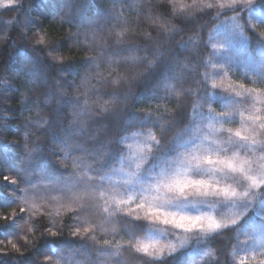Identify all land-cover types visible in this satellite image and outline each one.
I'll return each instance as SVG.
<instances>
[{
  "label": "trees",
  "instance_id": "1",
  "mask_svg": "<svg viewBox=\"0 0 264 264\" xmlns=\"http://www.w3.org/2000/svg\"><path fill=\"white\" fill-rule=\"evenodd\" d=\"M16 2V0H14ZM164 0H19L12 7L0 8V128L5 136V143L12 139H21L20 144H8L7 152L0 151V176L15 177L19 184L14 186L0 183V210L7 211L16 207L18 200L8 193L19 196L20 187L31 188L38 185L30 193L29 199L40 208V212H33V227L38 239L31 245L23 244L19 238L24 233L19 227L28 217L18 216L9 224L0 225V239H14L27 249L25 255L0 256V264H42L48 257V264H112L113 259H122V264H142L147 257L138 254L123 257H109L106 251H114L113 246L119 245L123 250L127 247L128 237L124 233H134L137 239H142L150 228L142 221L127 222L124 215L117 214L121 223L115 225L117 231H112V225L96 228L90 235L91 239H79L71 236V229L82 222L73 213L65 212L62 208L63 197L59 189L63 187L68 175L67 171L57 164L55 148H66L69 144L82 147L74 149L76 154L95 152L102 142L115 138L117 135L127 134L130 129H146L149 126L158 139L163 143L177 139L192 118V110L197 101L207 95L204 74L207 62L212 54L211 33L217 21L216 10L198 12L206 0H175V11L184 14L171 15V9L163 4ZM264 4V0H257ZM158 8L166 18H171L165 31L152 20ZM222 15V14H221ZM27 17L28 23L24 24ZM63 17L62 22L60 18ZM12 19V24L7 21ZM163 17L161 22H163ZM259 24L260 21H259ZM117 27L125 29L124 38L127 46H118L119 54L127 55L128 67L118 68L119 59L114 55L111 64L105 63L98 68L101 76L110 80L122 76L126 83L103 84L100 79H93L95 86L87 103L92 106L95 115L83 112L79 122H83L86 131L77 134L78 124L69 127L72 112L79 106L75 98H60L57 92L56 80L61 81L68 91L67 96L80 95L83 102L85 97L72 90L80 83V79L89 70L88 56L98 55L87 51L95 42L83 34L84 30L103 31L105 37L114 41L115 37H108V30ZM158 26L168 34L166 39L157 35ZM81 32L77 33V29ZM44 30L50 45L48 49L32 45L33 34ZM257 30H261L257 28ZM249 36L250 49L254 47L260 37L250 29H245ZM131 37V39H129ZM192 37V40H189ZM61 38H63L61 40ZM169 38V39H168ZM187 45L182 46L183 42ZM148 42L150 44H148ZM104 40L100 41L103 46ZM130 46H138L130 51ZM264 47V41H261ZM23 52L20 55V52ZM64 54V59H70L62 64L51 61L48 52ZM140 57H144L137 67ZM179 61V62H178ZM151 62V64H149ZM3 69H6L3 70ZM251 67L244 76H235L234 80L241 81L246 87L264 91V70ZM61 73H64L61 76ZM7 79L8 83H3ZM52 93V102L43 103L41 93ZM27 94L25 104H20L22 96ZM117 98L111 104V98ZM60 99V103L57 101ZM7 101V103L5 102ZM108 102L106 113H101L96 102ZM219 105L214 103L213 106ZM41 110L38 112V110ZM137 109L151 112L153 120L164 125L161 131L158 123L149 121ZM79 111V109H77ZM49 115V123L41 129L29 124L35 135L27 140L29 146L41 143V152L37 158L27 166L26 172L32 175L25 179L19 168L23 156L22 136L29 120L42 121ZM174 117V119H172ZM78 122V123H79ZM145 131H148L147 129ZM67 137V139H65ZM120 153V146L112 145V152L107 163L115 162ZM91 158V156H90ZM69 167L71 163L69 162ZM107 166V164L105 165ZM47 184L48 187H43ZM59 210V215L57 211ZM55 224L61 234L58 237L46 235L47 228ZM243 225L239 223L234 228L216 233L204 242V247L211 253L212 259L199 264H231L230 250L233 236ZM31 239V237H29ZM109 241L106 249H102L104 241ZM100 249V250H97ZM190 256L182 249L159 261H147V264H189Z\"/></svg>",
  "mask_w": 264,
  "mask_h": 264
},
{
  "label": "snow or ice",
  "instance_id": "2",
  "mask_svg": "<svg viewBox=\"0 0 264 264\" xmlns=\"http://www.w3.org/2000/svg\"><path fill=\"white\" fill-rule=\"evenodd\" d=\"M19 0H16L18 3ZM135 3V0H134ZM175 0H164L163 4L168 5L171 9V15L184 14L181 10L177 12L173 5ZM4 7L14 6V0H4ZM257 2L254 0H206L198 12L204 10H216L219 12L229 9L233 10L232 20L244 18L243 23H237L236 29L238 33L247 39L244 31V24L253 29L264 41V23L257 24L252 21L251 14L255 10ZM156 16L149 15L147 19L170 31L168 27L171 18H166L164 13L158 8H153ZM247 14V15H246ZM163 22H161V18ZM60 20L63 22L64 18ZM12 24V19L7 21ZM27 17L24 24L27 25ZM260 28V31H257ZM81 29H77V33ZM125 29L117 27L108 30V37H115L114 41H110L105 37L103 31L100 30H84L83 34L95 42L96 47L89 46L87 51H91L98 55L88 56L89 70L80 79V83L76 84L72 90L82 94L85 100L82 102L80 95L67 96L68 88L61 81L56 80L57 92L60 98L71 97L79 102V106L72 112V119L69 121V127L78 124L77 134L86 131L83 122H79L80 115L88 112L91 115L96 113L92 106L87 103V99L93 92L95 87L92 84L93 79H100L103 84L126 83L122 76H118L115 80L104 78L98 71V68L105 63L111 64L113 56L119 59L118 68L128 67L127 55H121L118 46H127L124 38ZM63 38H61L62 40ZM131 39V37H129ZM169 39V38H168ZM189 37V40H192ZM104 40L103 46L100 41ZM148 44H150L148 42ZM32 45L48 49L53 43H49L44 30L36 31L33 34ZM187 45L183 42L182 46ZM138 46H130L129 52ZM20 55L23 54L21 51ZM48 55L52 62L62 64L70 59H64V54H53L51 51ZM144 57H140L137 67L141 65ZM179 62V61H178ZM151 64V62H149ZM6 71V69H3ZM64 73H61L63 76ZM3 83H8L7 79ZM264 86V83H260ZM213 88L216 86L213 85ZM245 90V95L236 93L238 99L248 102V96L257 93L256 88H247L246 85H239ZM264 95V93H257ZM43 103L49 105L52 102V93H41ZM116 96L111 98V104L116 100ZM207 98L211 99V94L207 91ZM255 97H253L254 99ZM27 94L21 97L19 103L25 104ZM7 103V101H5ZM60 103V99L57 104ZM101 113H106L109 103L103 104L96 102ZM239 104H224L219 112H213L209 109L208 115L204 116L201 121L193 122L191 125L185 126V136L180 139L170 140L163 143L161 139L153 133L149 126L146 129L133 128L127 134L117 135L115 138L108 139L96 149L95 152L88 154H76L74 149L82 147L77 144H69L66 148H55L59 153L57 157L60 168L67 171L66 182L59 189V194L63 197L62 208L65 212L73 213L78 220L82 222L72 227L71 236L79 239H91L93 244L97 243L94 236L90 234L96 228H105L106 225H112V231L116 232L115 225L121 223L117 218V213H123L127 218V222L142 221L147 227L151 224H162L167 227L184 231L201 233L202 237H209L216 233L227 234L225 230L234 228L241 220L250 212H255L264 224V107H256L254 111H241ZM79 109V111H77ZM38 112L41 111L37 109ZM142 114L150 122L155 121L161 131L164 125L158 120H153L152 113L143 112L141 109L136 110ZM239 116V120H237ZM174 119V117L172 118ZM79 122V123H78ZM49 123V115L42 121L29 120L25 123L27 131L24 132L22 139L23 156L19 171L24 174V178L31 177L30 172H26L27 166L30 165L41 152V143L29 146L27 140L30 136H35L41 140V137L35 135L32 128H28L29 124L35 126L36 129L44 128ZM227 126V127H226ZM3 129L0 128V133ZM67 139V137H65ZM5 136L0 134V151L7 152L8 144H20L21 139H12L5 143ZM129 141H136L142 146L133 148V144ZM120 146L118 159L108 164V158L112 152V145ZM131 150L129 154L125 150ZM157 159L156 164L150 163L153 158ZM69 162L71 167H69ZM127 162V163H126ZM135 167L132 168V164ZM107 164V166H105ZM0 183H8L18 185V180L10 175L0 176ZM38 185L31 188L20 187L19 196L8 193L13 199L18 200L16 207L9 208L7 211L0 210V225L9 224L15 221L16 217L24 216L23 224H20L23 235L19 240L25 245H31L38 239L32 224L33 216L31 213L40 212L41 206H38L29 199L30 193L34 192ZM47 188L48 185L44 184ZM229 204L234 201H241V211L230 222L216 219L203 211H197L193 214L184 211L189 205H196L207 202L209 198H220ZM134 205V207H130ZM130 208L125 211V207ZM137 210L143 212V216L137 214ZM44 215L43 212H40ZM59 215V210L57 211ZM148 230H150L148 228ZM264 232V231H261ZM61 234L56 230L55 224L51 228H47L46 235L49 237H58ZM128 237L127 247L123 250L119 245L113 246L114 251H106L109 257H123L125 253L128 255L138 254L139 257H147L142 264L147 261H159L172 256L177 251L175 246H168L167 254L164 248H158L154 243H145L137 239L136 234L128 232L124 233ZM31 237V239L29 238ZM109 241L105 240L102 249H106ZM100 250V249H97ZM27 249L21 243L14 239H0V256L25 255ZM211 253H205L210 255ZM260 257L259 264H264V250L257 253ZM42 264H48V257H45ZM57 264H60L57 261ZM112 264H122V259H113ZM239 264H249V262L241 260Z\"/></svg>",
  "mask_w": 264,
  "mask_h": 264
},
{
  "label": "rangeland",
  "instance_id": "3",
  "mask_svg": "<svg viewBox=\"0 0 264 264\" xmlns=\"http://www.w3.org/2000/svg\"><path fill=\"white\" fill-rule=\"evenodd\" d=\"M254 2H257V0H254ZM3 3L4 0H0V8L4 7ZM16 4L18 3L14 1V5ZM233 15V10L229 9L217 14V21L211 33L212 54L207 62V71L204 74V81H206L207 86L206 92L208 91L211 94V99H208L206 95L196 102L189 125L201 121L204 116L208 115L209 109L213 112H219L224 104H239L238 107L241 111L247 110L249 112L254 111L256 107H264V95L257 94L264 93V91L257 89V93L248 96L247 103L236 96L238 92L244 96L245 90L239 87L242 84L241 81L234 80L233 77L246 75L249 67L254 70L256 68L264 70V47L261 46V39H259L254 47L250 49L249 36L246 35V39L236 29V24L243 23L244 18H237L234 21L232 20ZM251 19L257 24H259V21L264 23V4L257 3L251 14ZM245 29L253 31V29L247 27L246 23L244 24V31ZM260 70L259 73H262ZM213 85L216 87L213 88ZM253 97L255 98L253 99ZM215 102L219 105L213 106ZM237 120H239V116H237ZM185 131L186 129L177 136V139L183 138ZM129 143L133 144V148L142 146V144H137L136 141H129ZM124 147L129 154H132L131 150L127 149V145ZM150 163L156 164L157 159L154 157ZM134 167L135 164L133 163L132 168ZM240 203L241 201L236 200L231 205L224 201L222 197L209 198L207 202L189 205L183 210L193 214H196L197 211H203L218 220L222 219L225 222H230L241 211ZM122 207H125V211L130 210L127 206ZM130 207H134V205ZM117 214L124 215L123 213ZM137 214L143 216V212L140 210H137ZM242 221L243 225L238 234L233 236L232 247L229 252L230 263L239 264L241 260H244L249 264H259L260 257L257 253L264 250V232H261L264 231V224L261 223L255 212H250L240 223ZM149 229L145 237L140 240L145 243H154L158 248H164L165 254H167L168 246L171 245L177 248L176 252L182 249L188 251L191 257L189 264H199L212 259L211 254L205 255L209 252L204 247V242L211 236L202 237L201 233L184 232L158 223L151 224Z\"/></svg>",
  "mask_w": 264,
  "mask_h": 264
},
{
  "label": "clouds",
  "instance_id": "4",
  "mask_svg": "<svg viewBox=\"0 0 264 264\" xmlns=\"http://www.w3.org/2000/svg\"><path fill=\"white\" fill-rule=\"evenodd\" d=\"M154 27L157 28L158 32H157V35L161 38V39H166L168 34L166 32H164L162 29H160L158 26H155Z\"/></svg>",
  "mask_w": 264,
  "mask_h": 264
}]
</instances>
